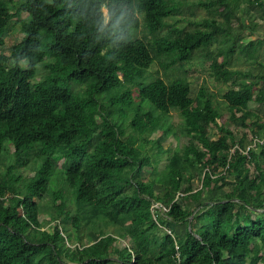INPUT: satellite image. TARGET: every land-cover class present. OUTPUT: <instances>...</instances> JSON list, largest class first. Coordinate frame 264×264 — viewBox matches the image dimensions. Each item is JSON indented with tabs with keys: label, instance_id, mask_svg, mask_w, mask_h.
<instances>
[{
	"label": "trees",
	"instance_id": "obj_1",
	"mask_svg": "<svg viewBox=\"0 0 264 264\" xmlns=\"http://www.w3.org/2000/svg\"><path fill=\"white\" fill-rule=\"evenodd\" d=\"M243 3L264 9V0H197L208 15L220 9L215 15L222 21L205 18L184 31L165 22L178 9L173 0H0V46L13 18L23 35L8 56L0 54V162L11 145L15 165L10 178H0V264H66L63 256L69 264H264V123L250 109L264 104V72L234 70L227 60L242 39V26L237 32L230 27ZM21 13L26 18L20 19ZM141 27L166 34L137 38ZM218 36L229 44L216 52L221 60L210 69L214 80L229 85L221 99L230 120L258 139L246 154L242 140L218 125L221 113L206 86L191 97L186 79L145 83L155 55L179 68L196 52L207 57ZM241 49L244 55L257 50L253 42ZM40 64L47 73L37 81ZM125 108L134 110L130 126L139 135L159 127L172 133L171 112L183 119L179 133L188 142L147 181L141 174L149 158L135 140L123 139L116 121V115H127ZM155 145L162 153L159 142ZM30 152L36 160L33 177L21 196L17 168L28 166ZM60 160L74 209L66 210L65 188L52 191L55 225L44 236L37 200ZM223 188L228 190L219 195ZM188 202L196 207L189 209ZM154 203L168 212L152 210ZM95 218L126 226L90 244L76 235L81 249L67 247V226L79 234L81 225ZM120 239L128 246L117 248Z\"/></svg>",
	"mask_w": 264,
	"mask_h": 264
},
{
	"label": "rangeland",
	"instance_id": "obj_2",
	"mask_svg": "<svg viewBox=\"0 0 264 264\" xmlns=\"http://www.w3.org/2000/svg\"><path fill=\"white\" fill-rule=\"evenodd\" d=\"M175 6L178 9L175 10L174 14L168 17L165 22L169 26L177 27L178 29H182L184 31H192L195 29L193 23H197L205 18H211L217 16L218 21H222L219 15H215L220 9H216L212 15H208L202 8H198L196 6L197 0H173ZM13 8H9V12L14 13ZM221 11V10H220ZM26 13H21L19 16L20 19L26 18ZM238 18L237 21H232L231 23V31L237 32L238 26H242L241 41L237 43L235 51L231 55V63L234 70L248 71L253 76H257L264 72V68H259V65H264V9H259L256 6H250L248 3H243L240 5L239 10L236 13ZM166 34V29L161 32L153 35L149 34L144 27H141L137 32H135V36L137 38H146L148 40H153L156 38L164 37ZM22 34L20 31V23L18 18H13L4 35V44L0 46V54L5 56L9 55V48L16 43H18ZM227 37L218 36L216 43L211 48V53L206 57L201 52H196L192 59L184 64L182 67H167L166 63L169 61L168 57L155 55L154 62L146 72L145 83L148 84L154 81L157 78L163 79L166 83H169L175 79H186L190 84L191 89V97H194L197 90L201 86H206L210 94L214 97V103L218 107L221 118L217 120L218 125H222L228 128L233 134L236 141L242 140V145L244 148L253 147L254 143L258 141L253 135H251L246 129L241 125V122L230 120V114L227 109V106L223 103L221 99V95L229 88V85L217 82L214 80L210 65L215 61L221 60V58H217L216 52L218 50H225L229 42L227 41ZM261 41V44H258V41ZM248 42H253L254 47L258 49V54L255 55L256 59L247 60L244 56L243 51H241L242 45H246ZM225 45V46H224ZM249 53H254V50H251ZM21 66L23 69L26 68L27 63L22 62ZM36 80H40L42 76H44L47 72L44 64H40L36 67ZM249 84L248 82L245 85ZM132 97L134 101L137 102V92L133 91ZM105 103V102H104ZM250 109L256 116L259 118L261 123H264V104L256 105L251 104ZM126 116L120 117L116 115V121L120 123L123 130V139H133L136 141V147L141 151L142 155H145L149 158L150 165L145 167L142 172V179L148 180L156 176V174L161 173L167 163L170 153L177 149L180 146H183L188 142L185 137H181L179 130L183 128L184 123L182 118L176 112H171L168 117V124L171 127L172 133L165 132L162 127L156 128L154 131H148L142 135H139L135 132L130 126V121L132 119L134 110H127ZM240 114L237 115L238 118ZM115 117V115H114ZM97 122H102L101 118H97ZM248 124V122H246ZM165 129V128H164ZM256 129V128H255ZM175 133V136H174ZM216 130H211L210 135L211 138L216 137ZM156 142H159V146L162 148L163 152L158 154V145H155ZM13 147L11 145H6L5 152L2 155V162H0V178L4 175H7V178H10L14 174V159H13ZM26 160L28 161V166L25 168H17L18 174L21 176V182L19 183V193L21 196L25 193V186L32 180L33 177V164L36 162L35 155L33 152H30L26 156ZM62 160H60L57 164V169L53 172V179L51 184L45 183L43 187L46 189V193L42 196L41 200H37L38 204L42 207V210L39 214V222L41 223L40 231L42 235L47 236L52 234V229L55 224L51 222V213L49 209L52 207V191L60 188H65L64 197L66 198V210H69L71 213L74 209V192L68 193L67 186L65 181L61 178V171L59 166L61 165ZM253 169V167H251ZM250 170L252 171V169ZM220 171V170H219ZM193 188L199 189L200 182L198 180L193 181ZM156 193H160V189L158 187L155 188ZM228 189H218L219 195H222ZM218 196L217 194H215ZM205 200L210 197L205 193ZM68 197V198H67ZM58 201L56 202V204ZM51 206V207H50ZM189 209H194L196 204L194 202H188ZM47 209V210H46ZM52 210V209H51ZM63 227L62 225H60ZM71 225L67 226V231L70 233L71 238L67 240L69 245H77L80 244L76 235L80 236L82 239V244H90L93 240L97 239L99 236L103 234H113L117 235L120 233L124 227L118 228L116 226H111L108 223H100L97 218L87 221L83 223L80 228L79 234H75ZM127 240H117L115 242V246L117 248H122L127 245ZM256 244H253L254 246ZM67 246V245H66ZM63 261L66 264H69L67 258L62 257ZM71 264V263H70Z\"/></svg>",
	"mask_w": 264,
	"mask_h": 264
},
{
	"label": "built area",
	"instance_id": "obj_3",
	"mask_svg": "<svg viewBox=\"0 0 264 264\" xmlns=\"http://www.w3.org/2000/svg\"><path fill=\"white\" fill-rule=\"evenodd\" d=\"M250 147H247L246 148V151H244V154H246L247 153V150L249 149ZM233 151V150H232ZM179 195H181L182 196V194H180V193H178L177 195H176V197L177 196H179ZM176 199V198H175ZM151 209L153 210V209H160L162 212H168V208H166L165 206H163V205H161V204H159V203H154V204H152V206H151ZM169 233V232H168ZM63 235V234H62ZM63 237H64V235H63ZM65 238V237H64ZM65 243H66V245H67V247H69V248H74V247H78L79 249H81V247H79V245L77 244V245H69L68 244V242H67V240L65 239ZM176 248V250H177V247H175Z\"/></svg>",
	"mask_w": 264,
	"mask_h": 264
},
{
	"label": "crops",
	"instance_id": "obj_4",
	"mask_svg": "<svg viewBox=\"0 0 264 264\" xmlns=\"http://www.w3.org/2000/svg\"><path fill=\"white\" fill-rule=\"evenodd\" d=\"M241 47V46H240ZM258 49L256 51H254V53H248L247 55H244L247 60H251V59H256L255 55H257L258 53ZM231 55L228 57V63H229V68L233 69L232 63H231ZM264 66V65H263ZM251 105V104H250ZM180 116V115H179ZM181 117V116H180ZM183 120V119H182Z\"/></svg>",
	"mask_w": 264,
	"mask_h": 264
}]
</instances>
